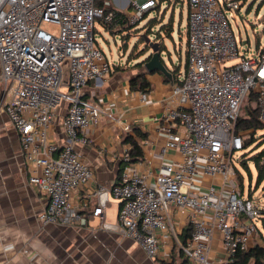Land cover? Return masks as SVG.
Returning <instances> with one entry per match:
<instances>
[{"label":"built area","instance_id":"1","mask_svg":"<svg viewBox=\"0 0 264 264\" xmlns=\"http://www.w3.org/2000/svg\"><path fill=\"white\" fill-rule=\"evenodd\" d=\"M98 1L0 0V105L19 136L29 181L48 198L37 215L45 225H87L88 216L72 198L92 182L94 169L77 146L89 143L87 130L104 115L117 121L84 97L91 81L112 70L97 45L96 24L110 27L111 9L118 8L108 6L111 0L102 6ZM128 1L125 10H118L134 27H143L158 6L156 0ZM188 5L186 74L173 88L176 107L158 128L166 137L164 151L179 153L180 161L156 174L141 172L126 149L119 182L97 188L92 216L103 214L112 195L120 202L121 232L149 258L160 253V240L172 237L185 258L182 264H231L239 251L250 249L259 233L255 220L262 215L260 205L245 199L233 179L235 155L245 143L237 123L252 92L264 124V46L254 56L241 55L227 16L228 10H240L239 2L188 0ZM233 60L238 62L226 65ZM63 105L65 141L60 145L53 134ZM203 176L220 183L201 190L197 181ZM174 212L190 219L185 242ZM216 232L226 253L223 260L211 256Z\"/></svg>","mask_w":264,"mask_h":264},{"label":"crops","instance_id":"2","mask_svg":"<svg viewBox=\"0 0 264 264\" xmlns=\"http://www.w3.org/2000/svg\"><path fill=\"white\" fill-rule=\"evenodd\" d=\"M111 1L114 7L122 10L129 4L128 0ZM119 27L116 26L117 30ZM157 30L158 28L155 31ZM187 30L188 18L184 62L182 64L179 60L175 63L172 60L171 66H168L171 77L160 72H147L144 64L139 65L144 57L138 58L140 60L132 65L126 62L117 63L115 59L108 75L97 82L91 81L85 87L84 97L87 101L99 105L108 115L117 118V121H114L110 116L104 115L98 124L87 130L89 143L77 146L82 159L94 169L92 182L72 198L73 204L80 212L88 216L86 226L45 225L38 218V213L46 208L48 198L37 185L29 181V170L22 155L19 136L0 105V264L184 262L182 251L172 237L160 240V253L156 258H149L134 240L125 237L118 218L120 202L114 196L108 197L100 217L92 216V212L98 205L97 188L104 186L110 189L119 182L124 152L130 148L129 144L124 143V138L127 133H132L134 128L138 127L147 135L142 144L144 159L136 162L141 172L156 174L164 165L180 161L179 153L164 151L166 137L158 128L161 118L177 105L173 88L180 84L186 74ZM121 56L119 55V58ZM137 78L138 84L133 88L131 81ZM144 79L150 86L143 90L140 86ZM144 95L147 96L146 99ZM66 109L67 105L60 107L53 134L54 141L60 145L65 141L62 124ZM125 127H129L130 131H125ZM219 183V178L207 176L200 177L197 181L201 190L210 184ZM173 218L181 229V239L186 230L192 231L187 215L174 212ZM253 241L250 248L255 244ZM211 256L216 260L226 257L219 232H216L213 240Z\"/></svg>","mask_w":264,"mask_h":264},{"label":"rangeland","instance_id":"3","mask_svg":"<svg viewBox=\"0 0 264 264\" xmlns=\"http://www.w3.org/2000/svg\"><path fill=\"white\" fill-rule=\"evenodd\" d=\"M223 1V0H221ZM241 4L240 11L228 10L227 16L231 22L233 31L235 33L236 39L239 43V49L241 55L248 57L254 56L257 52L258 40H260L261 46H264V6L260 9L259 14H257V9L260 4L264 3V0H238ZM114 3L111 1L108 6H112ZM251 6V8H250ZM250 8V10H249ZM151 16L146 20V23L155 17H158L157 23L168 24L172 23L174 29V36L172 38H166L165 43L169 50L170 59L166 58L168 66H171L173 62L178 63L181 60V63L184 62V51L186 50V24L188 18V0H166L162 3L159 11L157 8H154ZM97 32L95 35L98 46L101 48L103 53L106 55L107 60L110 63H114L115 60L118 62H126L129 65L134 64L136 61L140 60V57H146L150 48L144 43V40L139 36H132L128 41V48L125 51H121L120 47L122 45V40L118 35H114L112 30H108L102 26L99 22L96 24ZM157 28V27H155ZM156 30V29H155ZM144 34V33H141ZM150 35V33H146ZM114 38H116L117 43H115ZM247 42L246 45L243 43ZM133 51V52H132ZM132 53V55H131ZM119 55H122L119 58ZM238 61H227L226 65L235 64ZM123 63V64H124ZM137 63V62H136ZM246 98V101L241 110V116L246 114V108L248 106L255 107L256 101L249 100ZM245 140L250 141L251 139L255 140V143L252 147L244 149L235 155V170L236 177L233 179V184H235L244 195L245 199H248L250 195L256 201L262 209H264V182L261 185H257L258 171L253 162H248V169L243 166L240 159H242L244 154L249 152H256L254 150L260 145H264V130L257 131L255 134L253 131L246 132ZM249 157L246 158V161ZM262 219L264 215L260 216L259 219H256V223L259 227V230L264 234V227L262 225ZM260 235V234H259ZM257 235L254 238L253 244L257 241L261 242V239ZM259 239V240H258ZM252 244V245H253Z\"/></svg>","mask_w":264,"mask_h":264},{"label":"trees","instance_id":"4","mask_svg":"<svg viewBox=\"0 0 264 264\" xmlns=\"http://www.w3.org/2000/svg\"><path fill=\"white\" fill-rule=\"evenodd\" d=\"M158 2V6H157V10L159 11L161 5L163 2H165L166 0H156ZM170 1V0H168ZM177 1H182V0H177ZM228 1H237L238 0H228ZM240 3V2H239ZM104 4L103 0H99L97 2L98 6H102ZM241 5V4H240ZM264 6L263 4H260L258 9H257V14H259L260 9ZM251 8V6H250ZM249 8V10H250ZM111 11L114 13V20H113V24L108 27V30H112L114 32V35H118L122 37V45L120 47L121 51H125L128 48V41L130 39V37L132 36H139L141 37V33H151V32H157V34L159 35V37H162L164 35H167L169 37L172 38V34L174 32L172 23L169 22L168 24H164L162 25V23H157L158 21V17L152 18L150 19L143 27H134V26H130L128 25V18L127 16L124 14V12L118 10V9H111ZM240 10H238L237 12H239ZM149 18V15L146 16V20ZM119 25L120 29L115 30L116 26ZM155 27L158 28V31H155ZM98 45V43H97ZM263 48V46H261L260 40H258V45H257V50ZM133 52V51H132ZM132 55V53H131ZM145 63V61H142L139 65H143ZM138 78L134 79L131 81V86L133 88L136 87V85L138 84ZM150 85L149 83L144 79L140 88L141 89H146L148 88ZM249 100L251 101H256L258 99V95L254 92H252L249 95ZM237 129L241 132L244 133V136H246V132H250L253 131L254 134L257 131H262L264 130V124L262 122H260L259 120V106L256 103L255 107H251L248 106L246 108V114L244 116H241L239 118V121L237 123ZM132 133H127L125 138H124V143L125 144H129V154L131 156V162H139L142 161L144 159V153H143V149H142V144L144 143V141L147 139V135L142 132L138 127L134 128L132 130ZM255 143L254 139H251L250 141L245 140L244 143V149H248L250 147H252V145ZM259 149V150H258ZM256 151L254 152H249L247 154H244L242 157V159H240L241 163L243 164V166L245 168L248 169V162L251 161L254 163L257 171H258V178H257V185H261L264 182V145H260L258 148L254 149ZM244 151V150H243ZM248 158V160L246 161V158ZM125 162L121 163V171L125 166ZM250 199H253L252 196L250 195L249 197ZM264 215V209H262V215ZM262 225L264 227V219H262ZM191 232V229H188L185 231L183 237H182V241L185 242L187 240V238L189 237ZM260 234V235H259ZM259 235L258 238L261 239V242L257 241L254 246L248 250H242L239 251L235 257V260L233 263L231 264H264V234L259 230V233L257 234ZM259 240V239H258Z\"/></svg>","mask_w":264,"mask_h":264},{"label":"water","instance_id":"5","mask_svg":"<svg viewBox=\"0 0 264 264\" xmlns=\"http://www.w3.org/2000/svg\"><path fill=\"white\" fill-rule=\"evenodd\" d=\"M158 31V30H157ZM144 43L149 46L150 52L149 54L144 57L145 63L144 66L149 73H154V72H160L165 76L171 77L170 71L168 69V65L166 62V56L167 58H171L169 56V50L168 47L165 43L166 38H171L167 35H164L162 37H159L157 32L155 33L154 31L148 34H141ZM173 37V34H172ZM244 45L247 44V42L243 43ZM143 57V56H142ZM172 62V60H171Z\"/></svg>","mask_w":264,"mask_h":264}]
</instances>
